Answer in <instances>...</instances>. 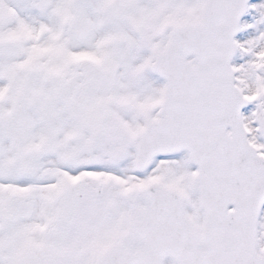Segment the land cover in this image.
<instances>
[{"label": "snow or ice", "instance_id": "snow-or-ice-1", "mask_svg": "<svg viewBox=\"0 0 264 264\" xmlns=\"http://www.w3.org/2000/svg\"><path fill=\"white\" fill-rule=\"evenodd\" d=\"M0 264H264V0H0Z\"/></svg>", "mask_w": 264, "mask_h": 264}]
</instances>
